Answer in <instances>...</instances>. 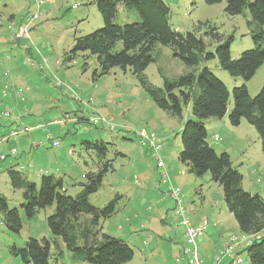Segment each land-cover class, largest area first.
Listing matches in <instances>:
<instances>
[{
    "label": "rangeland",
    "instance_id": "obj_1",
    "mask_svg": "<svg viewBox=\"0 0 264 264\" xmlns=\"http://www.w3.org/2000/svg\"><path fill=\"white\" fill-rule=\"evenodd\" d=\"M7 1L9 3L12 0ZM13 1L15 29L25 20L32 27L28 36L21 35L20 39L15 38L14 41V28L12 29V21L9 19L11 11L7 3L0 6V109L10 113L0 118V124H14L16 121L21 123L23 120L21 125L41 126L3 141L0 133V154L6 153L11 147L18 151L15 157L0 159V197L6 199L9 207L18 208L21 218V229L15 233L4 225L3 214L0 212V264H25L12 252V246L23 247L29 237L49 241L52 239L47 217L53 212L54 205L39 210L31 218L26 217L20 207L22 190L12 186L8 170L13 168L19 171L22 177L36 185H39L42 175L52 174L62 179L66 194L75 196L82 188L81 183L86 182L85 175L98 169L96 154L85 147V141L108 142L107 159L111 160L112 166L103 176L98 190L89 194V202L102 208L114 197L120 196L116 200L117 211L106 219H100L97 229L123 239L132 247L134 258L126 264H164V258L167 264H172L175 258L168 259L171 251L176 252L175 247L172 248L173 243L179 246L180 238L171 242L164 236L161 237L162 240L156 236L148 237L149 230L161 234L162 226L156 210L162 203H155L157 197L154 192L151 195L155 199L150 196L155 157L150 149L139 145L135 131H144L149 136L155 134L159 138L163 143L159 155L166 159L170 174L174 175L181 169L180 165L185 167L178 160L181 150L180 132L185 118L194 119L191 103L182 106L183 117L179 119L155 106L129 69L123 71L114 67L103 75H98L97 70L93 80L92 73L98 69L95 57L86 60L87 66H83L81 54L71 61L65 60L75 37L93 32L104 24L92 0H45L40 4L39 19L33 22L30 14L36 7L32 0ZM163 1L169 8L168 21L173 30L192 31L201 24L197 34H202L208 29L205 26L208 23L217 28L216 32L223 39L232 36V58H237L243 51L254 47L250 33L253 26L248 25L250 17L247 11L228 15L224 12L225 0L215 4H207L204 0ZM138 18L135 10L122 7L118 8L113 20L121 24L135 22ZM204 39L208 49L212 50L215 42L209 38ZM156 45L155 60L145 68L144 74L149 83L162 87V76L175 79L188 69L173 55L170 47L159 43ZM205 65L220 78L229 91L227 110L232 108L231 92L234 86L245 84L250 96H254L264 84V63L249 80L231 76L220 68L216 58ZM3 99H9L10 102L4 104ZM91 114H99L106 120H112L117 125L115 130L107 129L104 123H88L87 119ZM204 125L209 145L217 154L227 152L232 166L241 173L243 189L258 193L264 199V153L255 128L245 118H241L238 125H231L228 112L222 118L205 120ZM124 127L133 132L126 131ZM46 133L52 134L59 144L50 146L45 138ZM214 134L218 135V139L213 138ZM27 140L28 147L24 145ZM39 140L45 146L32 147V143ZM176 178L183 188V202L189 220L193 210L198 211V216L210 214L211 218L218 220L220 217L216 214L221 209L223 214L228 212L221 186L211 180L209 173L196 177L185 170L184 175ZM189 179L196 182H190ZM147 188L149 191L146 194L144 190ZM166 195L169 198L167 193ZM201 204L204 207L195 208ZM172 213L168 211V223L172 221ZM221 221L226 226L209 223V230L206 231L211 240L208 244L209 254L216 248L213 242L218 245L229 235L241 234L237 224L233 226L235 220L232 215L230 220L223 218ZM141 224L145 225L144 229L139 227ZM144 240L146 245H143ZM199 240L198 238L200 252L203 242ZM57 244L62 253L56 258V250L51 245L49 264H88L74 261L61 239L58 238ZM144 247H153L155 255L148 254L147 260H143L140 251L143 252ZM240 254V264H250L246 254Z\"/></svg>",
    "mask_w": 264,
    "mask_h": 264
},
{
    "label": "trees",
    "instance_id": "obj_2",
    "mask_svg": "<svg viewBox=\"0 0 264 264\" xmlns=\"http://www.w3.org/2000/svg\"><path fill=\"white\" fill-rule=\"evenodd\" d=\"M215 4L223 0H204ZM103 19V26L88 34L74 38L72 48L65 60L71 61L78 54L86 60L95 57L98 65L92 73L95 76L110 72L114 67L129 69L145 89L155 106L171 116L182 119V106L191 103L194 119H185L181 132V150L178 160L189 172L199 177L210 174L213 182L221 186L227 211L233 216L238 230L256 238L243 252L250 264H264V199L258 193H251L242 187L243 177L235 169L227 152L217 154L207 142L204 121L222 118L228 112L229 123L236 126L245 118L258 133L261 150L264 153V84L256 95L250 96L245 84L232 88V108L227 110L229 91L205 63L217 59L218 65L233 77L249 80L264 63V0H225L224 12L228 15L248 12L250 33L254 47L243 51L237 58L230 56L232 36L223 39L217 28L206 23L208 28L197 34L199 24L192 31L179 32L169 25V8L163 0H93ZM119 6L133 9L138 20L130 23H115ZM205 38L213 40V49H208ZM170 47L174 56L187 67L175 79L163 77L162 87L149 83L145 68L155 60L156 44ZM85 68V67H84ZM98 70V71H97ZM87 149L97 157L98 169L85 175L86 182L75 195L66 194L61 178L52 174L41 176L39 185L22 177L19 171L10 168L8 174L14 188L22 190L20 204L26 217H33L39 210L54 205L47 217L52 234L51 241L29 237L23 247L12 246V252L25 264H49L51 245L56 258L62 250L57 244L61 239L71 252L74 261L88 264H126L132 260L134 251L123 239L100 232V219H106L116 212L114 197L104 207L93 206L89 194L98 190L103 176L112 169L107 159L109 144L102 141H85ZM0 212L4 225L12 232L21 229V218L17 207H9L6 199L0 197Z\"/></svg>",
    "mask_w": 264,
    "mask_h": 264
},
{
    "label": "built area",
    "instance_id": "obj_3",
    "mask_svg": "<svg viewBox=\"0 0 264 264\" xmlns=\"http://www.w3.org/2000/svg\"><path fill=\"white\" fill-rule=\"evenodd\" d=\"M45 0H32V3L36 7V9L30 14L32 17V22L36 19H39L41 15L40 7ZM74 7L76 5L74 4ZM32 27V24L28 21H23L21 25H18L16 29L13 30V36L16 39H20L21 35H27ZM17 31V33H15ZM26 37V36H25ZM6 95V93H4ZM10 114L8 111H4L0 109V118L3 116H7ZM88 123L93 125L100 123H104L106 128L114 131L116 128V124L112 122V120H106L102 115H89L87 119ZM41 125L36 124L34 126L31 125H21L20 121H16L9 130L8 134L2 136V141L7 139L8 137L15 136L21 133H26L31 130L39 128ZM121 127V125H118ZM126 131L133 132L130 128L124 127ZM136 138L138 139V143L140 146L148 148L152 151L153 156L155 157V163L157 167V179L155 181V187L157 189L164 188L165 193L169 195V199L173 204L172 212L173 216L176 220V224L183 227L184 232V244L182 246V258L185 260L186 264H202V259L199 252V244L198 238L207 231L209 227V220H204L199 225L195 226L190 223L189 216L187 215V210L183 202V193L182 188L179 185H175L172 183V180L169 176V173L166 169L164 160L160 157L159 152L163 147V143L156 137L155 134L149 136L144 131H135ZM217 134H214L213 138L216 140ZM45 138L49 141L50 146H57L59 142L54 139L52 134L46 133ZM45 143L42 140H39L36 143H32V147H43ZM17 149L15 147L9 148L6 153L0 154V159L4 160L6 157H15L17 154ZM23 166H20L22 168ZM260 236H256V238L240 234L228 236L226 238L222 248L218 251V253L213 258L212 264H220L222 259L225 256H230L232 258L233 264H240L242 262L241 252H243L244 248L249 245L252 240L259 239Z\"/></svg>",
    "mask_w": 264,
    "mask_h": 264
},
{
    "label": "crops",
    "instance_id": "obj_4",
    "mask_svg": "<svg viewBox=\"0 0 264 264\" xmlns=\"http://www.w3.org/2000/svg\"><path fill=\"white\" fill-rule=\"evenodd\" d=\"M7 2H8L7 0H0V6L2 4H6ZM7 5H8V8L10 9V11H11L10 16H9L10 21H12V23H11L12 26L11 27H12V29L13 28L15 29V23H14L15 22V19H14L15 13L13 11V9H15V7H14L15 1L12 0L11 2L7 3ZM119 8H122V7L119 6ZM14 41H15V38H14ZM9 102H10L9 99H6V100L3 99V103L4 104H7ZM185 119H189V118H185ZM21 123H23V120L21 121ZM13 125L14 124H9V122H4V123L0 124V133H2L1 136L6 135L5 133L6 132L8 133V131L11 129V127H13ZM30 139H32V138H30ZM22 141H20V143ZM16 144H17V142H16ZM27 144H28V140H27L26 144H24V145L26 146ZM28 146L29 145H27L26 147H28ZM119 154H121V153H119ZM122 155L125 156L124 154H122ZM162 158H163L164 163H165V166L167 167V169L169 171V174H170V169L168 168L170 166L167 165V161H166V159L163 156H162ZM180 166H181V169H178V172L177 173H175L174 175L170 174L172 182H174L177 185H179V184H178V181H177V178L176 177L177 176L180 177V176L184 175L185 170H187L189 172V169H188V167L186 165H184L185 167H183V165H180ZM152 171L154 173V176H153V179H152V184H151V187H152L151 190L152 191L150 193V196H153L151 194L154 192L155 196L157 197V199H155L154 196H153V198L156 200L155 203H157V201H160L162 203V205L159 206L158 210H156V212L159 215L160 222H161V226H162L161 227V234L162 235L161 234H156L152 230H149L148 237H151V236L152 237H155L156 236L159 240H162L161 237L164 236V237H167L168 241H171V242H173L174 240H177V239L180 238L181 241L179 243V246H178L177 243H175V242L173 243V247L172 248L174 249V247H175L176 252L175 251H171V257L168 260H171V258L174 257L175 258V261L177 263L174 261L172 264H186L185 260L182 258V255H181V253H182V246L184 244V235H183L184 229H183V227H181V226H179V225L176 224V220H175L174 216L172 217V221H170V223H168V221H166L168 219V211H171V213H172V203H171L170 199L168 198V196L166 195V193L164 191V188L157 189L155 187V181L157 179V173H156L157 172V167H156V163L153 164ZM189 181L190 182H196V181H194L192 179H189ZM194 185H195V183H194ZM179 186L181 187V185H179ZM139 190L142 191L140 188H139ZM144 191L147 194V192L149 191V188L145 189ZM182 193L184 195L183 188H182ZM119 195H121V194H119ZM150 196H148V197H150ZM201 207H204L203 204H201L199 206H195L196 209L201 208ZM191 213L193 215L190 214V216H191V220L190 221L195 226L199 225L204 220H209V222L212 223V225H214V226L217 223H220L221 226L222 225L223 226H226V223H223V221H221V219L224 218L225 220L228 221V220H230V216H231V213H229V212L223 214V210L222 209L216 214V215H218V217H220L219 220L217 218H214V217L211 218L210 217V214L209 215H206V216H198V211L195 212V210H193V212H191ZM134 216L137 217L136 214H134ZM162 217L165 218V219H161ZM235 225H236V222L234 223L233 226H235ZM139 227L144 229L145 225L144 224H141ZM174 227H176L177 229H175ZM231 227H232V225H231ZM207 230H209V229H207ZM226 232L228 233L229 231L226 230ZM226 238H223L221 240L220 244H218V245L213 242L212 244H214V247L216 246V248H215V250H214L213 253L209 254L208 251H210V246H208V244L210 243L211 240L208 237V232L207 233L206 232L203 233L199 237V239H200L199 242H201V241L203 242V248L200 251L201 258H202V261H203L202 264H211L212 263L213 258L218 253V251L222 248V246H223ZM204 240H207V242H204ZM142 242H143V245H146V241L145 240L142 241ZM206 243H207V246H206ZM208 248H209V250H208ZM143 252L140 251V254H142V259L143 260H147L146 258H147V255L148 254L149 255H151V254L155 255V253H156L155 250L153 249V247L152 248H150V247H144ZM145 253H147V254H145ZM243 253H245V252H243ZM163 262H164V264H167L165 258H164V261ZM220 264H233L232 263V258L230 256H225L222 259V262Z\"/></svg>",
    "mask_w": 264,
    "mask_h": 264
}]
</instances>
